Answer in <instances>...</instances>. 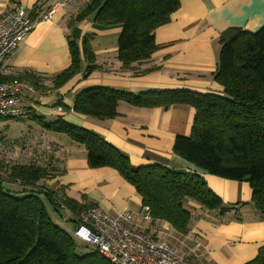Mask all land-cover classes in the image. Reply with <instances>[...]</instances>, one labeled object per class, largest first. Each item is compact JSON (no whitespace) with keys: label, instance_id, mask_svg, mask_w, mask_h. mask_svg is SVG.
I'll use <instances>...</instances> for the list:
<instances>
[{"label":"crops","instance_id":"crops-1","mask_svg":"<svg viewBox=\"0 0 264 264\" xmlns=\"http://www.w3.org/2000/svg\"><path fill=\"white\" fill-rule=\"evenodd\" d=\"M89 1L0 0V17L22 5L35 21L34 30L0 69V82L33 84L37 91L26 92L25 97L37 103L40 117L45 121L63 118L97 133L122 150L134 166L160 164L199 174L231 209L223 214L194 213L188 232H179L169 222L153 219L136 188L117 170L91 168L83 145L43 128L47 132L40 136L35 160L40 164L49 161L55 169L46 182L51 189L113 216L130 213L129 226L160 239L196 264L253 261L264 245V222L252 204L249 182L197 169L174 150L176 137L192 132L194 108L137 107L121 101L119 116L102 120L74 111L73 105L79 92L94 86L133 94L183 89L222 94L223 87L214 79L220 36L232 27L255 32L264 26V0H180L170 22L155 31L157 51L128 69L118 58L120 25L102 26L95 22L94 14L77 19ZM52 9L54 13L46 18ZM86 38L92 57L84 51ZM72 40L83 52L81 68L59 84L57 76L72 65Z\"/></svg>","mask_w":264,"mask_h":264},{"label":"trees","instance_id":"trees-1","mask_svg":"<svg viewBox=\"0 0 264 264\" xmlns=\"http://www.w3.org/2000/svg\"><path fill=\"white\" fill-rule=\"evenodd\" d=\"M180 5V0H90L77 19L94 14L102 26L120 25L118 58L128 69L157 51L155 31L170 22ZM220 43L214 79L223 87L222 94L188 89L133 94L94 86L78 93L73 110L106 120L119 116L121 101L137 107L194 108L192 132L176 137L175 152L197 169L249 182L252 204L264 222V26L255 32L229 28ZM70 46L72 65L56 83H64L81 68L82 49L73 40ZM84 51L93 56L88 38ZM38 112L31 117L43 128L85 147L91 168H113L131 183L153 219L186 233L194 213L223 214L231 209L199 174L160 164L134 166L122 150L97 133L63 118L45 121ZM54 172L49 161L40 164L35 158L12 166L0 161V264H111L97 247L90 253L78 252L75 238L53 219L49 206L55 217L57 212L76 229L90 207L51 189L46 181ZM4 173L20 187L5 188ZM247 264H264V245Z\"/></svg>","mask_w":264,"mask_h":264},{"label":"built area","instance_id":"built-area-1","mask_svg":"<svg viewBox=\"0 0 264 264\" xmlns=\"http://www.w3.org/2000/svg\"><path fill=\"white\" fill-rule=\"evenodd\" d=\"M53 13L52 9L45 17ZM34 28L35 21L22 5L0 17V69ZM36 91V87L26 81L0 82V119H22L39 111L37 103L25 97L26 92ZM131 220L128 212L113 216L92 205L74 235L95 245L111 264H196L176 254L160 239L129 226Z\"/></svg>","mask_w":264,"mask_h":264},{"label":"rangeland","instance_id":"rangeland-1","mask_svg":"<svg viewBox=\"0 0 264 264\" xmlns=\"http://www.w3.org/2000/svg\"><path fill=\"white\" fill-rule=\"evenodd\" d=\"M46 132L47 130L39 126L33 117L0 119V161L7 166L32 162L36 155V144L40 141L41 134L46 135ZM1 176L5 180V188L15 187V189H18L20 187L12 183L13 181L6 174ZM49 208L53 219L75 238L78 252L90 253L96 250L95 245L75 237V226L73 223H64L60 215L55 212L57 215L55 217L52 208L50 206Z\"/></svg>","mask_w":264,"mask_h":264}]
</instances>
